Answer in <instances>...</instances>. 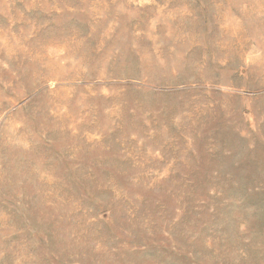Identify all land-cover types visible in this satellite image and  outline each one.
<instances>
[{
    "label": "rangeland",
    "instance_id": "374dc122",
    "mask_svg": "<svg viewBox=\"0 0 264 264\" xmlns=\"http://www.w3.org/2000/svg\"><path fill=\"white\" fill-rule=\"evenodd\" d=\"M0 264H264V0H0Z\"/></svg>",
    "mask_w": 264,
    "mask_h": 264
}]
</instances>
